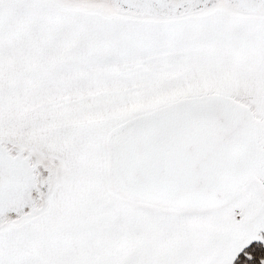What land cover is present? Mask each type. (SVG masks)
<instances>
[{"label": "snow or ice", "instance_id": "obj_1", "mask_svg": "<svg viewBox=\"0 0 264 264\" xmlns=\"http://www.w3.org/2000/svg\"><path fill=\"white\" fill-rule=\"evenodd\" d=\"M0 264H264V0H0Z\"/></svg>", "mask_w": 264, "mask_h": 264}]
</instances>
